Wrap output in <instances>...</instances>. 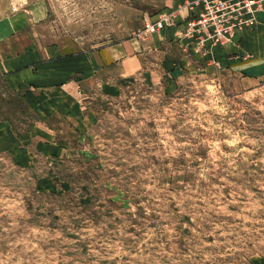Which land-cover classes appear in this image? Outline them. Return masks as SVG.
Returning <instances> with one entry per match:
<instances>
[{
    "label": "rangeland",
    "instance_id": "rangeland-1",
    "mask_svg": "<svg viewBox=\"0 0 264 264\" xmlns=\"http://www.w3.org/2000/svg\"><path fill=\"white\" fill-rule=\"evenodd\" d=\"M163 1L48 0L86 47L129 36L121 4L145 42L189 14L166 58L84 89L71 118L49 123L0 78V264H264V75L215 52L255 29L201 47L184 35L201 7Z\"/></svg>",
    "mask_w": 264,
    "mask_h": 264
},
{
    "label": "crops",
    "instance_id": "crops-1",
    "mask_svg": "<svg viewBox=\"0 0 264 264\" xmlns=\"http://www.w3.org/2000/svg\"><path fill=\"white\" fill-rule=\"evenodd\" d=\"M184 1L164 0L154 7L172 6L176 10ZM154 7L151 8L154 12L159 10ZM50 13L48 0H0V78L13 91L24 89L35 113L48 116L49 123L54 117L78 115L77 104L83 99L84 89L138 74L148 68L156 55L166 58L170 48L178 45L184 17L189 14L185 9L177 12L174 26L160 35L152 34L150 41L145 42L135 35L145 21L136 16L134 8L121 4L116 7V22L124 26L129 36L86 47L74 34L59 32ZM239 36L235 35V44L215 48L216 55L221 61L244 69L250 76L244 77V81H261L264 16L253 32L242 39ZM49 131L53 129L49 127Z\"/></svg>",
    "mask_w": 264,
    "mask_h": 264
},
{
    "label": "built area",
    "instance_id": "built-area-1",
    "mask_svg": "<svg viewBox=\"0 0 264 264\" xmlns=\"http://www.w3.org/2000/svg\"><path fill=\"white\" fill-rule=\"evenodd\" d=\"M193 6L201 7L194 12L184 35L195 39L204 47L207 42L225 45L238 31L255 29L258 17L264 14V0H195ZM175 14H163L154 23L147 24L150 32L173 24ZM191 17V18H192Z\"/></svg>",
    "mask_w": 264,
    "mask_h": 264
}]
</instances>
